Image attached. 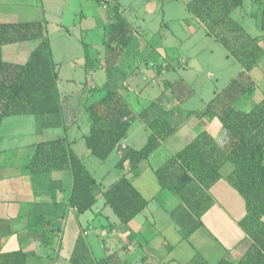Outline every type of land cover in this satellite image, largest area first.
Wrapping results in <instances>:
<instances>
[{"label":"crops","instance_id":"1","mask_svg":"<svg viewBox=\"0 0 264 264\" xmlns=\"http://www.w3.org/2000/svg\"><path fill=\"white\" fill-rule=\"evenodd\" d=\"M137 1L110 0L112 5H119L118 8L98 2L106 10L101 11L99 16V41H96L100 44L99 50H95L91 46L92 42H89L93 39L90 37L95 31L93 28H80L77 23L72 28L58 24V31L66 32L69 42L74 40L75 45L83 49L81 52L78 49L81 54L73 59L72 67L82 68L84 82L69 79L67 81L71 83L67 84L78 87L75 90H79L83 84V91L91 90L93 93L97 88H107L110 82L112 85H119L123 93L127 91L124 94L130 102L135 120L128 136L109 156L117 155L113 170H102L109 158L95 161L88 147L82 149L83 152L76 149L77 135L81 132L80 122L88 114L86 103L90 98L83 102V98L79 100L76 94L67 104L64 103L62 125L47 127L44 119L31 114L6 116L0 125V241L5 252L23 250L30 253L27 264H74L71 257L81 234L95 258L100 259L117 252L128 264H187L197 253L212 264L222 258L236 262L254 243L253 237L243 225L248 214L246 200L228 180L235 169L231 160L223 162L220 168L221 178L206 190L211 203L201 215L179 194L191 179L190 173L185 174L174 189L163 188L156 173L159 167L193 142L203 129H207L220 145L230 136L220 120L210 116L208 103L219 90H215L209 100L199 97L198 100L202 102L196 106L192 101L197 95L196 91L190 82L184 81V77L162 78L181 67H189L188 58L179 53L176 43H197L205 38L219 46L225 58L233 60V78L244 67L191 11L189 4L193 0L143 1L140 7L150 15L156 14L160 5V21L140 17L134 11L138 7L135 5ZM263 2L264 0H244L243 7L232 12V17L243 27V39L246 35L260 37L259 46L262 50L261 54L259 51L260 60L251 72L253 78L256 69H264V31L261 29ZM79 3L81 0H0V15L3 21L11 23L46 18L49 27V13L63 17L66 7L71 8ZM128 10L130 13L125 15ZM156 22L159 29L155 31V36L149 41L142 39L145 31L138 27H148ZM73 28L78 29L73 31ZM86 33L88 42L85 40ZM157 36L159 40L156 39ZM40 42L41 40L34 39L0 46V62L26 63ZM110 42L113 43L112 46L109 45ZM85 44L93 49V58L98 56V68L87 67ZM156 44H159V50ZM205 48L204 45L199 47L197 44L190 46L189 57L197 58ZM151 49L157 50L156 62L152 61ZM213 49L212 46L211 52H214ZM80 60L82 64L77 63ZM57 63L60 68L61 62ZM124 68H130V74ZM89 72L93 77L99 78L101 83H93ZM180 79L185 82L181 93L184 99H177L171 92L172 85ZM79 82L81 85L77 86ZM256 83L257 90L253 98L244 99L241 104L245 110L264 99V87L260 82ZM150 90L162 94L154 97ZM146 111L148 114L143 115ZM162 111L167 112L175 133L139 164L138 175L128 172V164L123 168L119 167L125 151L131 147L140 149L147 143L150 134L147 122ZM24 115L33 116L34 124L25 129L23 124L26 121L18 119L20 127L3 130L8 118H20ZM89 120L90 123L81 136L86 146L85 137L92 126L90 117ZM51 129H64L65 135L45 137L47 130ZM70 131H73L72 136L69 135ZM63 137H67L75 153L88 168L89 163L93 162L100 173V177H97L89 168L100 182V187L95 190L97 202L82 214H78L76 208L69 204L74 182L69 168L40 171L42 167L35 168L32 165L39 143ZM126 173L134 187L148 201L147 207L128 225L119 218L103 194L105 189ZM111 175V180H108ZM262 220L264 222V214Z\"/></svg>","mask_w":264,"mask_h":264},{"label":"trees","instance_id":"2","mask_svg":"<svg viewBox=\"0 0 264 264\" xmlns=\"http://www.w3.org/2000/svg\"><path fill=\"white\" fill-rule=\"evenodd\" d=\"M94 1L109 7L119 6L112 5L110 0ZM243 2L193 0L189 4L191 11L205 23L209 32L223 42L244 67L208 103L210 116L220 120L230 133L228 140L220 145L207 129H203L193 142L156 170L162 187L169 189H174L181 178L190 173L191 179L179 194L201 215L210 206L211 198L206 190L221 178V165L226 160L235 164L228 180L246 200L248 214L243 225L254 243L240 260L233 262L222 258L215 264H264V99L246 110L241 106L243 100L252 99L257 90L251 72L260 60L262 49L259 46L260 37L246 35L243 39V27L232 17L235 9L243 7ZM262 12L261 29L264 31V7ZM34 39L41 42L26 63L0 62V125L6 116L21 114L44 119L47 127L63 124L66 98L59 87L60 68L53 56L48 20L43 18L11 23L3 21L0 15V46ZM84 46L87 67L98 68L99 58H93L92 49L87 44ZM183 86L185 82L182 79L172 85L171 92L177 99H184L181 94ZM92 95V99L86 103L92 126L85 141L93 156L107 160L128 136L135 117L119 85L109 82L107 88H97ZM147 112L143 115H147ZM166 113L162 111L147 122L150 129L147 143L140 149L131 147L125 151L119 167L128 164V172L138 175L139 164L175 133ZM32 165L42 167L40 171L71 170L74 182L69 204L76 208L78 214L97 202L95 190L100 187V182L75 153L67 137L39 143ZM127 174L105 189L103 194L119 218L128 225L147 207L148 201L134 187ZM29 255L23 250L5 252L0 241V264H27ZM71 262L128 264L117 252L95 258L82 234L77 239ZM187 264L212 263L197 253Z\"/></svg>","mask_w":264,"mask_h":264},{"label":"rangeland","instance_id":"3","mask_svg":"<svg viewBox=\"0 0 264 264\" xmlns=\"http://www.w3.org/2000/svg\"><path fill=\"white\" fill-rule=\"evenodd\" d=\"M143 1L146 0H138L137 4H135L137 7V10H134L138 13V15L141 17L145 16L147 17V19H155V21H160L161 20V9H160V5L158 6V10L156 12V14L154 15H150L147 12L144 11V9H142V6L140 7V5H142ZM244 1V0H243ZM246 3V2H245ZM127 5V4H126ZM124 5V6H126ZM108 10V9H107ZM101 11H106L104 10V7H102V5L100 3H98L97 1L94 0H81V3L79 4H75L73 7H66V12L65 15L62 16H56V14H48L47 17L49 19V37L51 39V44H52V49H53V56L55 61L57 62H61V67H60V87L62 90V93L64 95V97L66 98L65 103L67 104V102L69 101L70 98L75 97V95L77 96V98L80 100L82 99L83 102L87 101L89 98L90 100L92 99L91 97L94 96L92 94L89 95V93H92L91 90H89V92L87 91H83V84L81 85L80 82H84V71L82 70V68H79L77 66L72 67V62L74 58H77V56H79V54H81V47L75 45V41L73 40V42H69L68 38H67V34L66 32H60L58 31V24H63L64 26L68 27V28H72L73 26H75L74 24L77 23L78 26L80 28L83 27H90L89 30H95L90 37H93V39H90L92 41H89L91 43V46L95 49V50H99L100 44L98 38V34L100 32V28L98 27L99 23H100V13ZM130 13V11L128 10L125 15H128ZM146 21H150V20H146ZM141 22H143L141 20ZM150 23V22H149ZM65 27V28H66ZM78 27V28H79ZM96 27V28H95ZM78 28H73V31L77 30ZM79 28V29H80ZM93 28V29H92ZM139 30L145 31L141 38L144 40L149 41V39H152L155 34L157 32H155L157 29H159V26L156 24H151L148 27L143 26V27H138ZM88 30V29H86ZM158 31V30H157ZM155 32V33H154ZM203 35V34H201ZM76 36L78 37V32L76 33ZM157 40H159V36L156 37ZM85 40H89V38L87 37V33H86V38ZM95 40V41H94ZM162 41V40H161ZM211 42V41H210ZM210 42L203 38L202 41H198L196 42H182V43H176L179 47V53L181 55H183L184 57L188 58V64L189 67L188 69H184L183 67L179 68L178 71H173L168 73L167 75H165V77L162 76V78H171V79H176V78H180V77H184V81H188L191 83V86L193 89H195L196 94L195 97L193 98L192 101H194L193 104H195L196 106L201 104V100H198L199 97L205 99V100H209L213 97L215 90H219L221 91L222 89H224L228 83L230 82V80L233 78V76L235 75L233 73V71L235 70V68H233V66L235 64H233V60L230 59L228 60L227 58H225L224 54H223V50L215 45L214 42H211L212 46H213V50L214 52H211V44ZM195 43V44H194ZM155 44V43H154ZM159 44H162V42H160ZM156 44V47L159 45ZM198 45L199 47L204 45L205 50H203V52H201L199 54V56L197 58H191L189 57L190 53L188 50L190 49V46L192 45ZM80 49V52L79 50ZM157 49L159 50V48L157 47ZM83 50V49H82ZM93 50V49H92ZM152 51V49L150 50V52ZM157 51V50H156ZM156 51H152L151 56H152V61L157 60L158 54H156ZM192 54V53H191ZM193 56V55H192ZM98 56L95 55V58H97ZM75 63V62H74ZM77 63L82 64L81 60L78 61ZM75 65V64H74ZM126 65V64H125ZM124 70L127 72V74H130V68H124ZM91 75V79L92 81H94L93 83H97L100 84L101 81L99 78H95L93 77V74ZM86 78L87 75H86ZM254 78L257 82H260L261 85L264 87V69L263 68H258L254 71ZM69 79H77L79 80V84H77V86L81 85V87L79 88V90H75L76 87L73 84H67L69 81ZM103 82V81H102ZM71 83V82H69ZM127 92V91H126ZM126 92H124L126 94ZM155 92V93H154ZM159 91H155V90H150V93H152V96L154 97H159L160 93L157 94ZM167 94V93H166ZM171 94V93H170ZM84 95V97H83ZM89 95V96H88ZM159 95V96H158ZM200 99V98H199ZM67 107V105H66ZM18 119H21L24 122L23 126L25 129H27L30 125L34 124V117L33 116H21L20 118L18 116H12L11 118H8V121L5 122L4 124V129L7 128H15L16 129L18 127H20L21 123H19ZM28 119V121H27ZM19 123V124H18ZM81 132L78 133V142L76 145V149L81 152L82 149H88L86 148L87 146L85 145L84 141L82 140L81 136H82V131H85V129L88 127L90 120L88 117V114H86L85 119L81 120ZM73 131L69 132V135L72 136ZM65 135V130L64 129H51V130H47L45 137H49V138H54V137H59V136H64ZM83 152V151H82ZM116 157L117 155L114 154L113 156H111L109 158V160L106 162L107 164H105L104 166H102V170L104 171V169H112L114 168V163L116 162ZM93 159H96L95 161H100L98 160L99 158H96L93 156ZM89 168L96 174L97 177H100V173L95 169L96 167L94 166L93 162L89 163ZM116 171V170H115ZM113 175H111L110 177H108V180H111Z\"/></svg>","mask_w":264,"mask_h":264}]
</instances>
